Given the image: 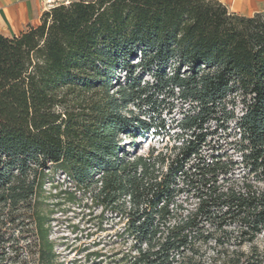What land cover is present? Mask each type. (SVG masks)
Segmentation results:
<instances>
[{"label":"trees","instance_id":"obj_1","mask_svg":"<svg viewBox=\"0 0 264 264\" xmlns=\"http://www.w3.org/2000/svg\"><path fill=\"white\" fill-rule=\"evenodd\" d=\"M170 130L169 154L124 149ZM79 194L121 221L120 264H264V10L75 0L0 34V264H57Z\"/></svg>","mask_w":264,"mask_h":264},{"label":"rangeland","instance_id":"obj_2","mask_svg":"<svg viewBox=\"0 0 264 264\" xmlns=\"http://www.w3.org/2000/svg\"><path fill=\"white\" fill-rule=\"evenodd\" d=\"M258 1L264 10V0ZM49 2L44 0L45 5H48ZM135 112H137L136 109ZM166 115L167 119L172 120L180 116V111L178 107L173 108L171 113ZM169 126H171L170 128L175 127L173 122L169 123ZM174 131L170 130V135L166 136L157 135L137 140L135 151L132 148H128V145H125L124 149H129L132 153L136 152L137 154L146 155L153 148L154 154L159 151L169 154L171 148L177 144ZM122 141L127 142L128 140L122 137ZM218 142L223 145L222 138ZM234 158H237L236 155H234ZM240 174L242 172L238 171L235 175L238 176ZM54 176L55 184H59V188L55 189L46 184V194L48 192L55 193L59 189L69 188L64 175L57 172ZM78 196L81 198L79 205H65L66 211L54 215L55 222L52 224L50 237L56 243L57 264H120L122 252L129 249V244L122 245L117 235L121 232V221L107 213L100 228L95 224L88 223L87 194L84 196L79 194ZM52 202L54 200L50 199L49 203ZM99 213L100 209L93 210V215H98ZM25 241L23 239L21 243ZM255 244L260 248L264 247V233L257 238ZM248 248V245L243 246L244 250H248ZM93 252H98L99 255L94 256L92 255ZM210 262V252H207L200 264H210Z\"/></svg>","mask_w":264,"mask_h":264},{"label":"crops","instance_id":"obj_3","mask_svg":"<svg viewBox=\"0 0 264 264\" xmlns=\"http://www.w3.org/2000/svg\"><path fill=\"white\" fill-rule=\"evenodd\" d=\"M75 0H0V34L8 37L19 34L29 25H37L41 14L57 4H67ZM227 8L240 15L251 16L262 9L258 0H219Z\"/></svg>","mask_w":264,"mask_h":264},{"label":"built area","instance_id":"obj_4","mask_svg":"<svg viewBox=\"0 0 264 264\" xmlns=\"http://www.w3.org/2000/svg\"><path fill=\"white\" fill-rule=\"evenodd\" d=\"M47 1H50V0H47Z\"/></svg>","mask_w":264,"mask_h":264}]
</instances>
